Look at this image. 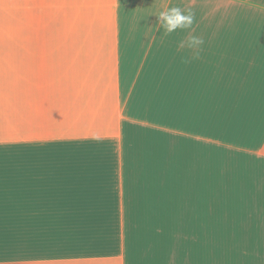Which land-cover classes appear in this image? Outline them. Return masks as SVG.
I'll use <instances>...</instances> for the list:
<instances>
[{
    "label": "crops",
    "instance_id": "1",
    "mask_svg": "<svg viewBox=\"0 0 264 264\" xmlns=\"http://www.w3.org/2000/svg\"><path fill=\"white\" fill-rule=\"evenodd\" d=\"M171 6L192 29L159 28ZM17 7L0 6V264H264V0Z\"/></svg>",
    "mask_w": 264,
    "mask_h": 264
},
{
    "label": "clouds",
    "instance_id": "2",
    "mask_svg": "<svg viewBox=\"0 0 264 264\" xmlns=\"http://www.w3.org/2000/svg\"><path fill=\"white\" fill-rule=\"evenodd\" d=\"M156 15L159 28H162L166 34L174 33L177 30H190L196 22V13L191 7L181 9L179 6H171ZM184 43L187 48L195 50L193 58H196L199 56V50L204 44V40L200 36L190 35Z\"/></svg>",
    "mask_w": 264,
    "mask_h": 264
},
{
    "label": "rangeland",
    "instance_id": "3",
    "mask_svg": "<svg viewBox=\"0 0 264 264\" xmlns=\"http://www.w3.org/2000/svg\"><path fill=\"white\" fill-rule=\"evenodd\" d=\"M0 6H3L6 8L7 12L9 13H12L14 15V13H17V10H18V0H0ZM13 39V37H12ZM9 247L13 248V243L9 245ZM10 250H13V249H10ZM0 256L2 258H0L1 260H5L7 259L9 256H13V255H9L8 254H5V255H2L0 254ZM15 257H12V259H14Z\"/></svg>",
    "mask_w": 264,
    "mask_h": 264
}]
</instances>
